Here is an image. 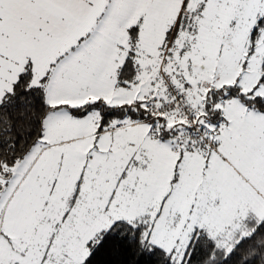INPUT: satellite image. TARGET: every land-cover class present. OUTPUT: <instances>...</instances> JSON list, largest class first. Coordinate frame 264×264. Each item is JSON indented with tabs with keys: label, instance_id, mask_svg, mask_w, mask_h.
Instances as JSON below:
<instances>
[{
	"label": "snow or ice",
	"instance_id": "1",
	"mask_svg": "<svg viewBox=\"0 0 264 264\" xmlns=\"http://www.w3.org/2000/svg\"><path fill=\"white\" fill-rule=\"evenodd\" d=\"M0 264H264V0H0Z\"/></svg>",
	"mask_w": 264,
	"mask_h": 264
}]
</instances>
